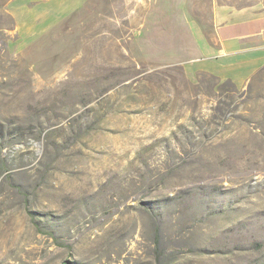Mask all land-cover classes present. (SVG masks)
I'll list each match as a JSON object with an SVG mask.
<instances>
[{
	"label": "rangeland",
	"instance_id": "obj_1",
	"mask_svg": "<svg viewBox=\"0 0 264 264\" xmlns=\"http://www.w3.org/2000/svg\"><path fill=\"white\" fill-rule=\"evenodd\" d=\"M8 1L0 264H264V50L198 48L264 0Z\"/></svg>",
	"mask_w": 264,
	"mask_h": 264
},
{
	"label": "crops",
	"instance_id": "obj_2",
	"mask_svg": "<svg viewBox=\"0 0 264 264\" xmlns=\"http://www.w3.org/2000/svg\"><path fill=\"white\" fill-rule=\"evenodd\" d=\"M232 10L214 6L213 42L198 36L199 52L204 57L235 64L254 52L264 50V16L246 17L235 11L230 13Z\"/></svg>",
	"mask_w": 264,
	"mask_h": 264
},
{
	"label": "trees",
	"instance_id": "obj_3",
	"mask_svg": "<svg viewBox=\"0 0 264 264\" xmlns=\"http://www.w3.org/2000/svg\"><path fill=\"white\" fill-rule=\"evenodd\" d=\"M30 216H32V220L34 221V223L36 224L37 228L39 229V231H41L42 233H46V232H43L40 228H39V224L37 222H35V218L33 216V214L31 212H29ZM48 234L50 237L54 238L53 234L51 233H46Z\"/></svg>",
	"mask_w": 264,
	"mask_h": 264
}]
</instances>
